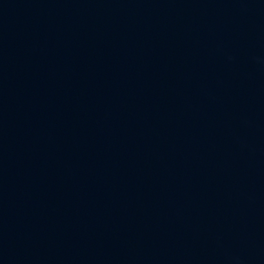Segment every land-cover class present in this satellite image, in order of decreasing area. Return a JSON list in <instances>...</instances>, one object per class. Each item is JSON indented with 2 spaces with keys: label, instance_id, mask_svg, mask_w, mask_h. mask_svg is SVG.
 I'll return each instance as SVG.
<instances>
[{
  "label": "water",
  "instance_id": "water-1",
  "mask_svg": "<svg viewBox=\"0 0 264 264\" xmlns=\"http://www.w3.org/2000/svg\"><path fill=\"white\" fill-rule=\"evenodd\" d=\"M0 264H264V0H0Z\"/></svg>",
  "mask_w": 264,
  "mask_h": 264
}]
</instances>
